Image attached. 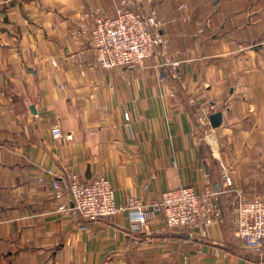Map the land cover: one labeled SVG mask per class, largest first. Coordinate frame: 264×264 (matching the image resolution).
Listing matches in <instances>:
<instances>
[{
  "label": "crops",
  "instance_id": "0c3cea01",
  "mask_svg": "<svg viewBox=\"0 0 264 264\" xmlns=\"http://www.w3.org/2000/svg\"><path fill=\"white\" fill-rule=\"evenodd\" d=\"M155 2L166 53L106 71L72 31L121 0H0V264H264L234 225L239 197L264 194V0ZM219 111L214 157L204 130ZM57 124L72 141L52 138ZM74 172L107 176L121 205L202 194L210 174L224 219L173 233L158 213L140 233L127 213L85 223L54 199L52 179Z\"/></svg>",
  "mask_w": 264,
  "mask_h": 264
},
{
  "label": "built area",
  "instance_id": "2783aa9c",
  "mask_svg": "<svg viewBox=\"0 0 264 264\" xmlns=\"http://www.w3.org/2000/svg\"><path fill=\"white\" fill-rule=\"evenodd\" d=\"M115 16H96L91 25L81 24L72 32L75 38L87 37L94 54V63L100 70L114 71L127 67H141L147 60L166 53V38L162 33L155 0H121ZM170 76L182 83L179 69L181 62L166 60ZM193 103V102H192ZM126 119L130 120L129 114ZM208 129L204 130L206 144L217 157L215 130L206 118ZM56 141H72L73 135L66 133L61 125L52 129ZM219 147V146H218ZM223 182L232 186L229 171L223 166ZM47 174H51L49 171ZM64 182L52 179L54 199L59 203L58 212L77 215L83 222H107L113 217L127 213L131 230L140 233L149 228L150 222L158 214L165 219L170 233L202 229L214 223L223 222V212L219 202V190L207 175V183L202 194L193 187H179L163 193L152 204L143 199L128 198L121 205L116 201V192L110 179L100 176L83 181L77 173L67 174ZM44 180V176L41 177ZM235 233L244 249L260 251L264 249V194L245 198L240 196L234 208Z\"/></svg>",
  "mask_w": 264,
  "mask_h": 264
},
{
  "label": "water",
  "instance_id": "95a60500",
  "mask_svg": "<svg viewBox=\"0 0 264 264\" xmlns=\"http://www.w3.org/2000/svg\"><path fill=\"white\" fill-rule=\"evenodd\" d=\"M209 122L211 123V126L213 129L220 127L223 124V112L219 111V112L212 114L209 117Z\"/></svg>",
  "mask_w": 264,
  "mask_h": 264
},
{
  "label": "rangeland",
  "instance_id": "374dc122",
  "mask_svg": "<svg viewBox=\"0 0 264 264\" xmlns=\"http://www.w3.org/2000/svg\"><path fill=\"white\" fill-rule=\"evenodd\" d=\"M7 8L8 7H4V6H0V14H3V13H5L6 12V10H7ZM210 123V122H209ZM213 136L215 137V135L213 134ZM216 138V146L218 145L219 146V141H218V138L217 137H215ZM218 146H217V148L215 147V150H216V154H217V152H218Z\"/></svg>",
  "mask_w": 264,
  "mask_h": 264
}]
</instances>
